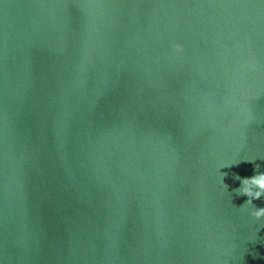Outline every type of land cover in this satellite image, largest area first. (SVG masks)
Here are the masks:
<instances>
[{"label": "water", "instance_id": "1", "mask_svg": "<svg viewBox=\"0 0 264 264\" xmlns=\"http://www.w3.org/2000/svg\"><path fill=\"white\" fill-rule=\"evenodd\" d=\"M258 174L264 0H0V264H264Z\"/></svg>", "mask_w": 264, "mask_h": 264}, {"label": "clouds", "instance_id": "2", "mask_svg": "<svg viewBox=\"0 0 264 264\" xmlns=\"http://www.w3.org/2000/svg\"><path fill=\"white\" fill-rule=\"evenodd\" d=\"M258 167V166H257ZM237 179H240L237 177ZM237 195L247 196V205H252V201L264 196V174H258L252 178H246L241 181V187L236 189ZM254 207V206H253ZM251 215L260 220L264 218V208L254 209Z\"/></svg>", "mask_w": 264, "mask_h": 264}]
</instances>
